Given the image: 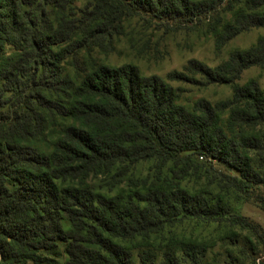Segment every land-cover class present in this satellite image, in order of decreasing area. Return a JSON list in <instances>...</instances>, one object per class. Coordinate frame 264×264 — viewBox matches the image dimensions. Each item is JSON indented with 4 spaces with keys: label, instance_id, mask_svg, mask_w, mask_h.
I'll use <instances>...</instances> for the list:
<instances>
[{
    "label": "trees",
    "instance_id": "16d2710c",
    "mask_svg": "<svg viewBox=\"0 0 264 264\" xmlns=\"http://www.w3.org/2000/svg\"><path fill=\"white\" fill-rule=\"evenodd\" d=\"M132 22L204 27L221 51L264 31V0H0V264H204L215 241L166 234L191 220L231 244L249 231L263 254V227L229 198L264 211V90L239 82L264 68V33L161 76L110 63L135 48ZM172 81L232 93L186 103Z\"/></svg>",
    "mask_w": 264,
    "mask_h": 264
},
{
    "label": "rangeland",
    "instance_id": "374dc122",
    "mask_svg": "<svg viewBox=\"0 0 264 264\" xmlns=\"http://www.w3.org/2000/svg\"><path fill=\"white\" fill-rule=\"evenodd\" d=\"M134 23L132 22L129 29L135 28L137 32L139 31L135 48L131 47L125 40H122L123 42L118 45L116 52L110 55V63L132 62L137 64L145 74H158L161 76H166L173 70H182L187 62L194 58L210 66H216L228 57L231 50L249 47L259 35L264 33L261 28L242 33L230 40L221 51H216L214 39L205 31L204 27L164 32L156 29V27L154 28V24L144 28L145 26H141L138 22V24L136 23L137 26ZM136 48H140V51L136 50ZM251 78L256 79L264 90V68L251 67L245 70L239 82L242 84ZM172 84L185 90L182 101L186 103H191L201 97L211 102H216L229 97L232 93L231 86L223 84L197 86L182 81H172ZM138 171L141 173L149 171V163L138 165ZM190 184H195V180H192ZM229 201L233 212L250 217L264 229L263 210L254 204L239 202L232 195H230ZM234 229L237 233L235 244H231L229 237L226 236L229 229L225 226H218L215 223L208 224L197 220L187 221L182 225H178L172 229V232L166 234L167 236L184 237L190 240L197 239V242L215 241V245L207 252L204 264H261L264 259V252H261L263 253L261 255L258 251L252 250L246 242V235L247 237H252L249 231L241 230L238 227ZM252 239L257 243L255 237H252ZM156 241L164 242L165 240L159 238ZM243 247L257 255L255 262L250 260L244 263L241 262L243 255L240 253V249Z\"/></svg>",
    "mask_w": 264,
    "mask_h": 264
}]
</instances>
